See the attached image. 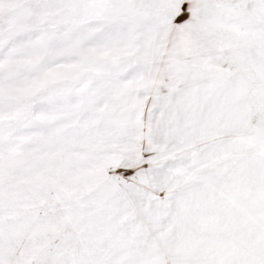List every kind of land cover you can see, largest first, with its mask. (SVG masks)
I'll use <instances>...</instances> for the list:
<instances>
[{"label":"snow or ice","instance_id":"6c2138e0","mask_svg":"<svg viewBox=\"0 0 264 264\" xmlns=\"http://www.w3.org/2000/svg\"><path fill=\"white\" fill-rule=\"evenodd\" d=\"M0 264H264V0H0Z\"/></svg>","mask_w":264,"mask_h":264}]
</instances>
